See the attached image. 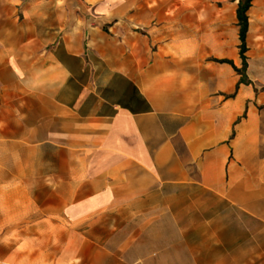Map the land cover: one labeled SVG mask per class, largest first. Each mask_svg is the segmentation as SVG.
<instances>
[{"label": "crops", "instance_id": "obj_1", "mask_svg": "<svg viewBox=\"0 0 264 264\" xmlns=\"http://www.w3.org/2000/svg\"><path fill=\"white\" fill-rule=\"evenodd\" d=\"M238 6L0 0V264H158L178 190L264 205V0L247 83Z\"/></svg>", "mask_w": 264, "mask_h": 264}, {"label": "rangeland", "instance_id": "obj_2", "mask_svg": "<svg viewBox=\"0 0 264 264\" xmlns=\"http://www.w3.org/2000/svg\"><path fill=\"white\" fill-rule=\"evenodd\" d=\"M185 194L160 208L158 235L146 238L158 264H264L263 204L250 213L210 193L198 191L196 203Z\"/></svg>", "mask_w": 264, "mask_h": 264}, {"label": "trees", "instance_id": "obj_3", "mask_svg": "<svg viewBox=\"0 0 264 264\" xmlns=\"http://www.w3.org/2000/svg\"><path fill=\"white\" fill-rule=\"evenodd\" d=\"M252 0H239V6L237 9V16L239 19L240 24V38H241V58H242V67L235 69L242 74L241 82L247 83L248 79L246 76V69H247V43H246V36L248 31V14L247 11L251 5ZM226 62L232 63V61L224 60Z\"/></svg>", "mask_w": 264, "mask_h": 264}]
</instances>
